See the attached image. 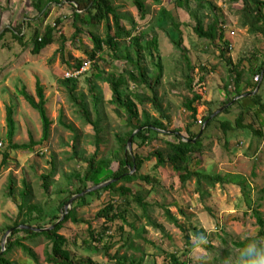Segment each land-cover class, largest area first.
I'll list each match as a JSON object with an SVG mask.
<instances>
[{
    "label": "rangeland",
    "instance_id": "rangeland-1",
    "mask_svg": "<svg viewBox=\"0 0 264 264\" xmlns=\"http://www.w3.org/2000/svg\"><path fill=\"white\" fill-rule=\"evenodd\" d=\"M172 1L164 0L163 6H170ZM35 2L36 0H0V143L3 144L0 148V226L10 225L17 219L18 206L22 202L17 194L13 197L8 195L10 178L16 181L18 190L22 188L23 180H27L34 189L35 201L45 203L47 197L43 192L40 176L51 172L53 159L60 174L53 180L51 192L63 183L64 175L71 174L75 170L83 171V161H75L71 158L73 134L60 124L61 114L66 124H73L80 130L83 137L81 150L86 153V157L96 150L93 127L80 118L76 108L69 101L66 87L61 84L67 72L79 68V63L82 65L90 61L88 53L92 50L93 44L85 31L73 38L74 8L70 4L52 3L44 12H40L35 8ZM113 2L118 7V12L123 15V24L126 27L130 28V20H134L137 33L150 31L153 34L156 31L155 34L160 39V52L164 65L160 98L165 117H161L150 104L145 107L139 105L140 112L147 110L152 118H160L169 132L175 133L174 131L180 130V134L187 137V126H191L193 132H199L205 127L200 128V121L205 120L211 113H214L212 117L220 116L222 120L233 121L242 107L252 105V109H249V113L246 112L243 120V124L251 126L252 130L239 129L230 132L228 145L225 144L219 124L212 123L209 126L204 143L212 148L207 149L204 155L193 158L192 168L209 174L222 175L226 183L210 189L209 196L204 201L200 199L195 181L182 185L178 174L169 166L156 170L154 157L145 162L141 173L156 176L159 183L148 186L137 181L127 186L134 192H142L146 196V201L151 204L149 214L153 220L165 228L166 234L150 226L147 219L143 217V210L138 205L132 204L128 221L135 224L137 229L135 234L140 232L142 239L136 238V235L133 236L135 251H131L130 254L137 257L145 254V264H163L164 257L167 259L170 253H178L179 256L188 253L195 259V264H235L238 260L237 251L227 256L222 239H227L229 247H233L235 242L255 238L259 232L254 216L255 209H260L264 216V110L254 107L255 105L249 100L235 104L237 100L233 98L237 93L230 78L228 62L236 63L242 59L246 61L247 58L256 54L255 57H257L250 60L253 61L252 66H255L259 56L264 55V39L251 36L247 29L239 24L240 20L234 11L236 7H242L241 4H234L232 7L224 0H217L214 4L218 14L226 23L225 38L230 43L229 49L218 40L211 42L199 39L193 32L195 22L188 14L182 12L178 15V19L186 23L181 27L183 46L186 50L182 54L171 41V36L175 34L170 27L156 22L160 6L154 5L151 1L147 2L146 18L142 19L132 0H113ZM60 19L62 22L56 26L55 43L47 46L40 54H33V34L36 31L44 32L47 26H54ZM20 31L25 33L22 41L13 35V32L20 34ZM103 32L102 27L101 35ZM61 35L66 37L67 42L63 43ZM101 57L102 59L98 62L101 70L119 74L127 68L125 62L113 61L108 50ZM149 64L152 71L153 68ZM261 64L254 68H258ZM94 69L91 65L88 71L78 79L79 92L88 93L86 79L91 78L92 73L95 72ZM189 74L190 79L187 77ZM37 78L45 87L46 108L53 121L51 136L47 141L42 139L43 126L38 111L26 101L21 92L25 90L38 101ZM255 81L258 80L255 79ZM94 82L101 89L108 114L106 123L108 131L101 145L103 153L107 155L116 149L115 136L119 127L125 125V120L117 117L115 107L111 105L112 91L109 84L105 80L95 78ZM189 82H191L190 85ZM131 90L144 96L151 95L148 90L133 84H131ZM194 94L202 97L195 104L198 110L196 119L184 107V101L193 97ZM261 94L264 96V84ZM227 104L230 105V112L223 113L224 106ZM9 108L13 111L16 124L12 141L8 137L7 126ZM197 120L198 123H196ZM255 131H262L263 137L256 135ZM166 139L172 141L175 137L169 135ZM164 140L165 137H160L151 145L138 148L137 153L147 157L157 149H164L166 147ZM12 143L32 145L29 148L13 149ZM111 169L113 171L118 169L117 161L113 162ZM105 176L103 180L109 175ZM121 185H123L122 182L118 184V187ZM50 196L56 198L55 194ZM110 197L111 195L107 192L103 194L101 200L88 199L87 206H80L77 209V217L87 223L75 224L69 221L61 234L70 241L76 237L78 243L83 245L82 240L88 237L89 226H91L90 229L101 233L107 225L96 215ZM259 204L262 205L261 208L258 207ZM167 211L188 229L190 245L187 244L186 233L168 219ZM7 217L10 221L6 220ZM115 224L109 225L112 229L109 228L107 236L116 233L118 226ZM125 231L134 235V231L128 226ZM201 234L207 238L212 249H206L201 245L202 251L194 250V237ZM23 236L25 235L20 234L14 239ZM89 239L92 240L91 235ZM107 241L106 237L99 247L102 248ZM24 242L36 253L41 264H47L45 252L49 249V243L44 239L38 241L39 244L29 240ZM99 247L87 249L72 247L73 255L77 259L91 258L99 264H114L100 252ZM115 250L113 249L111 253ZM213 255L217 256L215 261H213ZM11 259L19 264H33L21 249H16ZM201 259L203 261L198 262Z\"/></svg>",
    "mask_w": 264,
    "mask_h": 264
},
{
    "label": "trees",
    "instance_id": "trees-1",
    "mask_svg": "<svg viewBox=\"0 0 264 264\" xmlns=\"http://www.w3.org/2000/svg\"><path fill=\"white\" fill-rule=\"evenodd\" d=\"M149 1L161 7L156 22L161 23L162 26L167 25L170 27L171 31L175 34L171 36V41L182 54L186 52L183 46L181 31V27L186 25V23L178 19V15L182 12L188 14L195 22L193 32L199 39H206L211 42L218 40L229 49L230 43L225 38L226 23L222 20L221 15L218 14L214 4V1L217 0H173L168 7L163 6L164 0H132L134 7L138 10L142 19L146 18V3ZM224 1L232 7L234 4H241L242 7H236L234 11L240 20L239 24L242 28H246L251 36L257 39H264V0ZM52 3L55 5L66 3L72 6L74 8L73 27L75 30L73 38H76L78 34H82L85 31L93 44L92 50L88 53V58L92 63L93 69L95 68V72L92 73L90 79H86L88 93L78 91V79H65L61 84L66 87L69 101L76 108L80 118L84 123L93 127L96 150L92 155L86 157V153L81 150L83 137L80 130L73 124H66L61 114L59 119L60 124L73 134V143L71 146L73 152L71 158L75 161H83V171L75 170L71 174L64 175L62 177L63 183L51 192L53 180L60 174L55 159H53L52 163L54 162V164H52L51 172L40 176L41 186L47 197V202L45 203L35 201L36 195L34 189L27 180H23V186L18 190L16 189V181L13 178L9 179L7 188L8 195L13 197L17 194L22 202L18 206L17 219L12 221L10 225L0 226V264H19L11 259L16 249H21L33 264H41L36 253L24 242L25 240H29L30 242L39 244L41 239L49 243V249L45 252V263L47 264H99L91 258H75L72 247L75 249L79 247L83 249L98 248L99 244H102L106 237L108 241L103 244L102 248L99 247L100 252L105 254L114 264H145V254L139 257L130 254L131 251H135V240L133 236L136 235V238L142 239L140 232L135 234V230L137 232L135 224L128 221L131 205L136 204L143 210V217L147 219L150 226L162 230L164 234H166V231L149 214L151 204L146 201V196L142 192H134L127 185L136 183L137 181H141L148 186L159 183L156 176L141 173L145 162L154 157L156 158V170L169 166L178 174L179 181L182 185H186L190 181H195L196 190L200 194V199L204 201L209 196L208 192L210 189H214L219 184L223 185L226 183L222 175L209 174L192 168L193 158L204 155L207 149L211 150L212 148L204 143L209 126L212 123L219 124V129L225 138V144L228 145L230 132H235L239 129L252 130L251 126H245L243 124L244 115L246 112L249 113V109H252V107H242V110L233 121L230 119L222 120L220 116L212 117L214 113H211L205 120H201L200 128L205 127L199 132H193L191 126L188 125L186 128V132L188 133L187 137H183L180 134V130L174 131L175 133L169 132L160 118H152L147 110L144 109L140 112L138 107L139 105L145 107L150 104L161 117H165L160 98V88L164 78V65L160 52V39L155 34L156 31L153 34L150 31L137 33V25L134 20H130V28L126 27L123 24L124 17L118 12V7L114 4L113 0H36L35 8L40 12H44ZM61 22L62 19L58 20L54 26H47L44 32L36 31L33 34V54L38 55L47 46L55 43L56 26ZM102 27L104 28L103 35L100 33ZM13 35L20 41L25 38V33L23 34L21 31L20 34L13 32ZM60 38L63 43L67 42L66 37L63 35ZM106 50H108L113 61L121 60L125 62L127 68L119 74L101 70L98 62L102 59L101 56H103ZM255 55L247 58L246 61L242 59L236 63H233V61L228 62L230 78L237 93L233 100L237 97H243L238 99L235 104H241L242 101L249 100L255 106H259L260 109L264 110L261 94L264 80L260 81L262 73L264 72V59L258 68H254L251 64L253 61L250 60L256 58L257 56L255 57ZM245 63L248 65H245ZM148 64L153 68L152 71ZM79 66H81V63H79ZM149 72H151V76ZM187 77L190 79L191 75L189 74ZM256 77H259L257 82L255 81ZM94 78L96 80H105L109 84L112 91L111 105L115 107L117 117L125 120V125L119 127L115 136L116 149L107 155L103 153L101 145L104 142L103 137L108 131V127H106L108 114L101 89L94 82ZM131 84L138 88L148 90L151 95L144 96L132 91ZM190 84L191 82H189ZM21 92L26 101L40 115L43 126L42 139L44 141L49 140L53 121L50 119L46 108L47 98L45 95V87L41 84L39 78H37L36 95L38 101L32 94L25 90ZM201 98L200 95L194 94L193 97L187 98L184 101L185 109L191 113L194 119H196L198 111L195 104ZM230 109V105H225L223 113L230 112ZM7 112L8 137L12 141L15 135L16 124L12 109L9 108ZM196 123H198V120ZM136 131L137 133L134 135ZM254 133L259 137H263L262 131H255ZM133 135V149L129 151L128 141ZM169 135L174 136L175 139L172 141L167 140L166 138ZM160 137H165L164 144L166 147L164 149H157L147 157H143L137 153L138 148L149 146ZM31 145H17L12 143L11 147L13 149H20L29 148ZM115 161L118 163V169L113 171L111 167ZM105 175L109 176L106 177ZM104 176L106 178L103 180ZM110 180L114 181L101 189L83 194L89 188ZM120 182L123 185L118 187ZM107 192L111 197L96 215L98 219L104 220L105 225H107L101 233L90 229L91 226H89L88 237H82L83 245L78 243L76 237L70 241V239L61 234L65 224L69 221L75 224L87 223V221L77 217V209L80 206H87L89 204L88 199L91 201L101 200L103 194ZM51 194H55L56 198L51 197ZM73 197L76 198L71 209H69L64 219L55 228L44 232L34 230L48 229L55 225L62 218L65 212L64 209ZM258 207L261 208L262 205L259 204ZM166 215L172 223L186 233V241L190 245V237L187 234L188 229L182 226L179 219L174 218L169 211H167ZM254 216L256 218V225L259 228V232L255 238L235 242L233 243V247H229V241L227 239H222L224 246H226L224 252L227 256L237 251L238 260L235 264H240L239 250L248 242L264 241V216L260 209H255ZM136 219L138 220V218ZM6 220L10 221L8 217ZM113 224L118 226L116 233L107 236V231L111 228L109 225L111 226ZM126 226L134 231V235L131 232L125 231ZM9 230L13 231L7 239L5 250L2 252L3 237ZM20 234H24L25 236L14 239ZM89 235H91L92 240L89 239ZM202 246L209 250L213 248L208 242ZM113 249L116 250L114 253H111ZM168 256L167 259L164 257L163 264H195V259L191 258L188 253L182 256H179L178 253H170ZM212 258L215 261L217 256L213 255ZM202 261L203 259L198 262Z\"/></svg>",
    "mask_w": 264,
    "mask_h": 264
},
{
    "label": "clouds",
    "instance_id": "clouds-1",
    "mask_svg": "<svg viewBox=\"0 0 264 264\" xmlns=\"http://www.w3.org/2000/svg\"><path fill=\"white\" fill-rule=\"evenodd\" d=\"M195 251H202L200 247L207 244V238L204 235L194 237ZM240 264H264V241H250L239 250Z\"/></svg>",
    "mask_w": 264,
    "mask_h": 264
},
{
    "label": "water",
    "instance_id": "water-1",
    "mask_svg": "<svg viewBox=\"0 0 264 264\" xmlns=\"http://www.w3.org/2000/svg\"><path fill=\"white\" fill-rule=\"evenodd\" d=\"M136 133H137V131L134 133V135H135ZM134 135H133V136L129 139V141H128V150H129V151H132V147H133V137H134ZM113 181H114V180H110V181H107V182L101 183L100 185H97V186H94V187H92V188H89V189L86 190L85 193H83V194L90 193V192H92V191H95V190L101 189V188L107 186L108 184H110V183L113 182ZM75 198H76V197H73V198L69 201L68 205H67L66 208H65V212H64V214L62 215V218H61V219H60L55 225L51 226V227L48 228V229H34V230L37 231V232H44V231H48V230H51V229L55 228V226H56L58 223H60V222L64 219V216H65L66 213L69 211V209L72 207V204H73ZM22 228H26V227H22ZM12 231H13V230H9V231L6 233V235H5L4 239H3V245H2L3 250H2V252L5 250V245H6V243H7V239H8V237L10 236V234L12 233Z\"/></svg>",
    "mask_w": 264,
    "mask_h": 264
},
{
    "label": "built area",
    "instance_id": "built-area-1",
    "mask_svg": "<svg viewBox=\"0 0 264 264\" xmlns=\"http://www.w3.org/2000/svg\"><path fill=\"white\" fill-rule=\"evenodd\" d=\"M91 61L83 63L79 68L69 71L65 75V79L72 80V79H79L82 75H84L88 69L91 66ZM256 80H259V77L255 78ZM201 123V121H200ZM2 143H0V148L2 147Z\"/></svg>",
    "mask_w": 264,
    "mask_h": 264
},
{
    "label": "crops",
    "instance_id": "crops-1",
    "mask_svg": "<svg viewBox=\"0 0 264 264\" xmlns=\"http://www.w3.org/2000/svg\"><path fill=\"white\" fill-rule=\"evenodd\" d=\"M263 59H264V56H262V55H260L259 56V58H258V61H256V63H255V66H257V65H259L260 63H261V61H263ZM257 60V59H256ZM255 62V61H254ZM245 64H247V63H245ZM254 66V67H255ZM261 80H264V72L262 73V78H261ZM263 86V85H262ZM241 98H243V97H237L235 100H238V99H241ZM262 103H264V96L262 95ZM245 101H248V100H245ZM251 107H252V105H251ZM254 107H256V108H258L259 110H261L260 108H259V106H254Z\"/></svg>",
    "mask_w": 264,
    "mask_h": 264
}]
</instances>
